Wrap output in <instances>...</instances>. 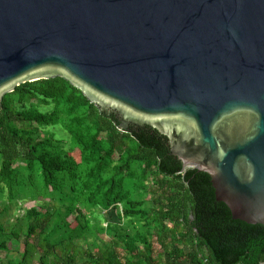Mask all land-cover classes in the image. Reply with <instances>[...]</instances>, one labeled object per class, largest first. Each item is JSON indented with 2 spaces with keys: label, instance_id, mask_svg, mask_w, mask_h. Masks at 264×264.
<instances>
[{
  "label": "water",
  "instance_id": "1",
  "mask_svg": "<svg viewBox=\"0 0 264 264\" xmlns=\"http://www.w3.org/2000/svg\"><path fill=\"white\" fill-rule=\"evenodd\" d=\"M54 78L264 226V0H0V105Z\"/></svg>",
  "mask_w": 264,
  "mask_h": 264
},
{
  "label": "trees",
  "instance_id": "2",
  "mask_svg": "<svg viewBox=\"0 0 264 264\" xmlns=\"http://www.w3.org/2000/svg\"><path fill=\"white\" fill-rule=\"evenodd\" d=\"M167 143L150 128L121 131L113 112L63 78L6 94L0 205L35 206L19 223L0 224V252L16 240L21 256L9 264H35L37 255L36 264H264V226L234 220L216 200L211 177L184 170ZM97 209L115 210L118 222L104 226Z\"/></svg>",
  "mask_w": 264,
  "mask_h": 264
},
{
  "label": "rangeland",
  "instance_id": "3",
  "mask_svg": "<svg viewBox=\"0 0 264 264\" xmlns=\"http://www.w3.org/2000/svg\"><path fill=\"white\" fill-rule=\"evenodd\" d=\"M41 111L46 112L47 108L42 107ZM47 131H50L51 133H55L56 137L61 140H66L69 142L71 140L70 135L64 131L60 127H50L47 129ZM38 136L43 139L46 136V133L40 132ZM151 196H147V200H149ZM20 207L12 206L8 211H3V206L0 205V224H4L8 226V224L14 225L19 223L18 218H22L24 216L25 209H30L35 206V203L32 202H21L19 204ZM99 213L103 214L105 218L104 226L107 225V222L117 223L118 222V215L115 210L112 211H102L100 209H97ZM73 219V217H72ZM22 224V223H20ZM154 246V255L157 256L159 251L161 250V246L159 245L158 241L154 239L153 241ZM9 252H0V259L4 264H9L10 261L18 260L21 256V250H22V244L21 242H18L16 240H13L9 244ZM182 248V247H181ZM188 249V248H187ZM39 260V255L36 256V261Z\"/></svg>",
  "mask_w": 264,
  "mask_h": 264
},
{
  "label": "flooded vegetation",
  "instance_id": "4",
  "mask_svg": "<svg viewBox=\"0 0 264 264\" xmlns=\"http://www.w3.org/2000/svg\"><path fill=\"white\" fill-rule=\"evenodd\" d=\"M109 112H111V111H109ZM114 113V112H113ZM115 114V113H114ZM115 115H117V114H115ZM116 118H117V116H116ZM118 120V119H117ZM146 128H150V127H145L144 129H146ZM144 129H135V128H130L128 131H125V132H133V131H136V132H139L140 130H144ZM151 130H153L152 128H150ZM153 131H156V130H153ZM177 159V158H176ZM178 160V159H177Z\"/></svg>",
  "mask_w": 264,
  "mask_h": 264
}]
</instances>
